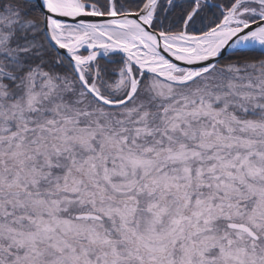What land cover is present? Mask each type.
<instances>
[{
  "label": "snow or ice",
  "instance_id": "1",
  "mask_svg": "<svg viewBox=\"0 0 264 264\" xmlns=\"http://www.w3.org/2000/svg\"><path fill=\"white\" fill-rule=\"evenodd\" d=\"M0 264H264V0H0Z\"/></svg>",
  "mask_w": 264,
  "mask_h": 264
}]
</instances>
